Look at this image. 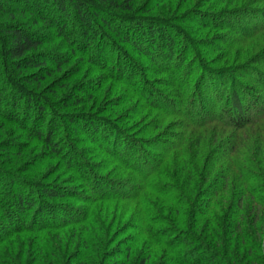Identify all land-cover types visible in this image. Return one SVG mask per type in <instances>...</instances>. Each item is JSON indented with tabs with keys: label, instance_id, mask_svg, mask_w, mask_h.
<instances>
[{
	"label": "trees",
	"instance_id": "1",
	"mask_svg": "<svg viewBox=\"0 0 264 264\" xmlns=\"http://www.w3.org/2000/svg\"><path fill=\"white\" fill-rule=\"evenodd\" d=\"M222 3L224 9L211 10V14H222L229 23L226 25L241 34L246 33L242 18L248 16L264 22V0H220L219 4ZM181 7L182 16L170 18L153 17L148 0H0V69L1 64L7 63L14 73L29 72L39 65L33 55L41 43L26 26L34 28L43 23L79 49H90L95 43L98 51L104 45L114 48L113 36L137 58H144L151 74L155 77L163 74L167 79L158 84L173 91L175 103L184 107L181 116L187 128L180 125L183 137L173 138L172 149L186 143L190 129L200 135L195 136L194 153L174 159L169 168L172 170L160 173L157 178L161 159L138 153L139 143L125 130L95 115L69 116L67 122L81 128L86 137L102 147L105 162L115 168L108 170V176L119 168L116 174L119 179L111 182L98 179L85 169L90 181L87 183L79 172L85 165L79 161V169L69 162L64 167L72 178L80 181L77 188L86 190V196L75 189L44 185H38L41 195L33 196L32 190L15 181L16 186L27 189L23 195L16 191L0 198V222L11 227L0 238V264H71L68 261L73 258V264H165L164 260L167 264H264V93L263 96L258 93L264 92V72L254 67L264 63V52L251 66L231 69L226 76L209 64L202 63L195 69L189 64L183 66L186 55L196 56L197 60L200 56L193 50L197 43L181 28L190 24L189 16L183 15L189 6ZM44 12L55 13L57 17L47 19ZM69 12L74 15L77 36L84 37L86 42L64 32L62 19L70 18ZM211 14L193 13L192 22L200 29L206 28L210 24L206 25L205 20ZM194 27L193 24L190 28ZM98 51L94 53L96 56ZM213 52L220 49L212 45ZM122 61L115 60L114 67L119 69L114 76L118 80L131 76V70L132 76H138L131 62L122 65ZM180 69L181 80L175 83L171 73ZM195 72L197 81L192 82L189 76L193 78ZM234 74H240L246 81L233 78ZM12 81L6 87L0 79V94L16 87L15 79ZM147 86L141 84L143 89ZM151 92L154 97L151 102L138 95L144 99V107L168 114L160 108H168L169 99ZM27 102L30 104L31 99ZM7 104L12 106L11 102ZM32 107L30 133L37 139L43 136L50 149L56 151L51 132L57 129L58 119L52 107L40 98ZM46 110L51 112L45 113ZM23 112L20 111V118L26 121ZM193 117L197 120H192ZM39 119L40 122L44 119L43 130L37 127ZM216 128L223 133L219 136L215 133L211 141L203 136L206 130ZM162 136L143 144L161 141ZM158 150L166 151L162 147ZM66 153L70 162L78 155L72 148L66 149ZM127 159L133 163L127 165ZM126 172L132 173L137 181L124 178ZM72 197L83 207L77 218L71 215L75 211L71 207L50 203ZM114 203L117 205H110ZM85 205H92L93 212ZM116 210L122 219L111 220ZM117 244L121 250L115 249ZM160 250L162 253H158Z\"/></svg>",
	"mask_w": 264,
	"mask_h": 264
},
{
	"label": "rangeland",
	"instance_id": "2",
	"mask_svg": "<svg viewBox=\"0 0 264 264\" xmlns=\"http://www.w3.org/2000/svg\"><path fill=\"white\" fill-rule=\"evenodd\" d=\"M219 1L148 0L152 8L151 15L153 17L178 18L182 14L180 13L182 11L180 10L182 4H186V7L189 6L188 11L183 13V15L186 14L189 16L190 24H183L181 28L187 31L186 33L191 40L197 43L193 50L195 51L194 54L199 55L201 59L199 60V57L197 60L196 56L188 54L185 56L187 60L183 62V66L189 64L191 68L195 69L202 63L203 65L209 64L211 67L219 69L218 71H221L223 76H226L231 69L234 70L243 65L247 67L251 66L255 59H257V56L264 52V26L262 27L264 22H256L248 16L247 18H242L245 23L243 31L246 33L241 34L240 31L232 27L229 28L226 25L229 23L226 22V18H222V14H211V10L220 11L224 9V3L219 4ZM213 3H215L214 7H212ZM199 11L211 14V17L205 20V24H210L211 26L209 25L206 28L200 29L198 25L193 23V16L191 15L193 13H200ZM69 13L71 14L70 18L66 20L62 19V24L66 26L64 32H67L70 37L86 42L84 37L80 38V36H77L79 33H76L77 30L74 26V15H72V12ZM43 15L47 19H50L52 15L53 17H57L55 13L50 15L48 12H44ZM216 15L218 18L213 17ZM193 24L195 27L190 28ZM26 28L34 31V37L41 43L39 49L33 55L37 58L36 61L39 62V65L35 70L29 72L14 73L7 63L1 64L0 69V79L5 82L6 87L9 83L13 82L12 80L15 79L16 81L13 83L16 86L14 89H7V93L4 91L0 94L1 199L5 198L6 194H15L16 191H19L23 195V192L27 189L26 187L33 191V196H40L38 185L60 189H75L77 193L82 191V194L86 196V190L77 188L80 181L74 176L72 178L71 174L66 171L64 164L67 162L73 167L77 166V168L79 161L84 163L85 167L78 169L87 183H90V181L87 179L86 170L92 171L98 179H104L109 182H111V179H119L116 177L119 168L115 171L117 173L113 172L114 174L112 176H108L109 171H113L115 168L112 166L113 164L105 162L104 159L107 158L102 152V147L86 137L82 133V130H80L81 128L73 127L67 122L69 116L72 115L81 117L95 115L103 120L112 121L115 126L125 130L128 136L139 143L138 153L141 152L143 155L161 159L162 166L158 176L155 175L157 178H159L160 173L166 170H172L169 168H171V163L174 159H181L182 155L188 156V154L191 155L194 153L193 144L197 139L195 136H200L199 131L194 129H190L191 136L187 138L184 145L180 146L177 150L172 149L173 146L171 145L175 144L173 138L183 137L180 132L183 131L180 129V125L187 128V123L181 116V113H185V109L182 105L175 103V99L171 96L173 91L169 90L167 86H163V84H158L167 78L163 74L160 77H155L154 74H151V71L148 69V63L144 58H137L129 47L118 43L113 36H111L112 38L109 37L112 39V42H115V44L113 43L115 47H107L104 45L98 51V48L96 49L97 43L91 46L90 49H79V47L72 46L55 29L44 26L43 23L37 24L34 28L30 26H26ZM212 45L220 49V52H213L211 54ZM96 50L99 53L97 56L94 54ZM117 59L124 60L122 61V65L126 64V62H131L136 67L138 76H132L133 71L131 70V76L118 80L114 76L116 70L119 69L117 66L114 67L115 60ZM41 63H44V65L42 66ZM254 67L264 72V63H258ZM196 73H194L195 76L193 78L189 76L190 81H197V79H194L197 77ZM171 74H173L175 83L180 82L182 69L174 71ZM126 78H130V80L127 81ZM233 78L239 79L241 82L246 81L243 79L245 77L240 74H234ZM142 83L148 85L147 89L144 87L146 90L141 87ZM246 83L251 85L250 82ZM188 89H190V86ZM151 91L160 93L166 99H169L168 108L159 107L161 110L163 109L169 112L168 114L144 107V99L139 98L138 95L145 96L146 100L151 102L154 98ZM186 92V95L189 96V91L186 90ZM258 93L263 96L264 92L259 90ZM38 98L52 107L58 119L57 129L51 132L53 134L51 143L55 145L56 151L50 149V146L45 143L43 136L37 139L35 135H32L34 133H30L32 129L31 123L33 121L30 119L34 111L32 106ZM27 99H31L30 104L27 102ZM206 99L211 102L209 97ZM7 101L9 103L11 102L12 106L7 104ZM6 109L8 110L7 112H11L12 114L8 115ZM20 111L25 112L26 121L20 118ZM46 112H51V110H46ZM191 119L197 120L194 117ZM43 120H41L42 122H40V119L38 120V129H44ZM215 131L208 132L206 130L204 135L202 131L201 136H206V139L211 141L215 133L218 136L223 133L220 128H216ZM158 135H163L161 139L158 138L161 141L151 142L149 144L150 146L143 144L144 141H149L151 138L154 139ZM161 147L166 149L164 153L159 152L158 149ZM69 148H72L75 154H78L74 156V160L71 162V158L67 154L68 152L66 153V149L68 150ZM142 154L140 155L142 156ZM125 163L131 165L133 162L131 159H127ZM123 175L124 178L132 179V182L137 181L130 172H126ZM15 181L23 183L26 187L21 185L16 186L14 184ZM96 185L94 187H97ZM114 190L116 193L119 191L117 187ZM71 199L67 201H50V203H57V205L63 204L66 207H71L75 210L71 215L77 218L81 210H83V207H81L82 204L80 205L74 202L75 198L72 197ZM132 206L134 205L131 204ZM85 207H90L89 209L93 212L92 205H85ZM58 217L60 218V215ZM117 217H121V214L116 210V214L112 216L111 220H118L113 219ZM115 227H117V224H115ZM0 228L2 229L0 231V238H3L7 234V231L11 229L6 222H0ZM131 235L129 237H132ZM20 237L25 239L24 236ZM12 244L17 245L15 242ZM115 249L121 250L120 244H117ZM140 250L142 252V249ZM158 253H162V251L160 250ZM9 255L12 254L9 253ZM70 261L72 262L71 264L75 263L74 258L69 260L68 263ZM164 261L165 264L168 263L166 260Z\"/></svg>",
	"mask_w": 264,
	"mask_h": 264
}]
</instances>
